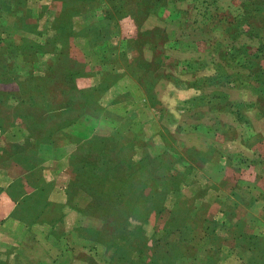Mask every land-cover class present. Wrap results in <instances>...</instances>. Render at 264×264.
Listing matches in <instances>:
<instances>
[{"label":"rangeland","instance_id":"rangeland-1","mask_svg":"<svg viewBox=\"0 0 264 264\" xmlns=\"http://www.w3.org/2000/svg\"><path fill=\"white\" fill-rule=\"evenodd\" d=\"M8 214L45 264H264V0H0Z\"/></svg>","mask_w":264,"mask_h":264},{"label":"crops","instance_id":"crops-1","mask_svg":"<svg viewBox=\"0 0 264 264\" xmlns=\"http://www.w3.org/2000/svg\"><path fill=\"white\" fill-rule=\"evenodd\" d=\"M34 226V225H32ZM31 224L10 214L0 217V264H45ZM47 259V258H46ZM33 260V262L31 261Z\"/></svg>","mask_w":264,"mask_h":264}]
</instances>
